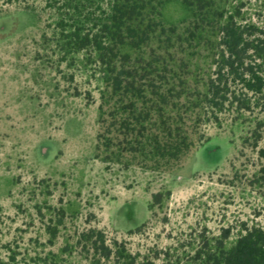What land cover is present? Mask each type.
Masks as SVG:
<instances>
[{"label":"rangeland","instance_id":"rangeland-1","mask_svg":"<svg viewBox=\"0 0 264 264\" xmlns=\"http://www.w3.org/2000/svg\"><path fill=\"white\" fill-rule=\"evenodd\" d=\"M73 4L70 15L88 29L111 12V0ZM222 6L226 18L264 31V0ZM69 17L50 0H0V254L39 264H190L226 233L229 247L245 227L264 226V188L253 182L264 163V101L204 119L196 146L167 169L131 156L106 163L98 134L113 101L95 52L67 44ZM163 18L182 28L193 15L167 0ZM90 228L104 231L113 256L79 242Z\"/></svg>","mask_w":264,"mask_h":264},{"label":"trees","instance_id":"trees-1","mask_svg":"<svg viewBox=\"0 0 264 264\" xmlns=\"http://www.w3.org/2000/svg\"><path fill=\"white\" fill-rule=\"evenodd\" d=\"M50 1L70 16L67 44L91 49L105 72L104 98L113 103L101 120L97 156L106 163L131 156L143 166L167 169L196 146L204 119L218 123L228 108L252 110L264 101V31L256 35V27L226 18L222 0H182L193 15L182 28L164 22L167 0H111L108 19L94 29L70 15V8L79 9L73 0ZM259 155L264 159V148ZM253 182L264 188V163ZM228 236L199 248L190 264H264V226L245 227L229 247ZM79 242L114 255L102 230L83 231ZM9 252L0 254V264H39Z\"/></svg>","mask_w":264,"mask_h":264}]
</instances>
